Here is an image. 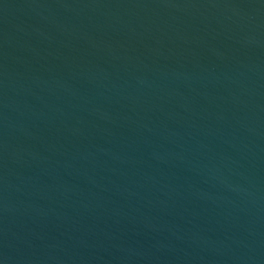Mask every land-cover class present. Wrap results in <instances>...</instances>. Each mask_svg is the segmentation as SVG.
<instances>
[{
    "label": "water",
    "instance_id": "95a60500",
    "mask_svg": "<svg viewBox=\"0 0 264 264\" xmlns=\"http://www.w3.org/2000/svg\"><path fill=\"white\" fill-rule=\"evenodd\" d=\"M0 264H264V0H0Z\"/></svg>",
    "mask_w": 264,
    "mask_h": 264
}]
</instances>
